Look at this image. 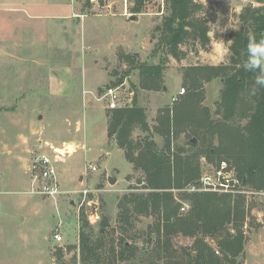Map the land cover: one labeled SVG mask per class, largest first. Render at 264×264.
<instances>
[{
    "label": "rangeland",
    "instance_id": "1",
    "mask_svg": "<svg viewBox=\"0 0 264 264\" xmlns=\"http://www.w3.org/2000/svg\"><path fill=\"white\" fill-rule=\"evenodd\" d=\"M195 1L203 5L198 17L217 30L216 39L203 43L189 38L178 46L179 57L175 58L160 44L159 27L170 13L166 0H144L139 13L132 12L136 0H74L79 16L75 24L83 21L86 43L82 31L75 37L70 30L42 20L32 26L21 24L20 12L7 6H27L32 0H0V264H169V253L177 255L184 247L193 248L190 236L178 233L169 238L163 231L157 233L159 219L152 211H129L128 219H122L125 207H130L127 197L147 195L150 189L140 182L145 179L144 172L127 160L125 149L109 137L108 127L105 131L110 109L103 92L107 87H120L123 96L134 91L135 105L146 111L150 130L137 126L133 138L141 141L152 137L163 147L162 117L169 112L173 117L191 102L185 70L196 65L229 64L231 33L242 26L240 14L247 6L264 5V0ZM65 4L70 10L71 0ZM134 15L137 18L131 21ZM161 62L165 65V88H141L140 68L136 66ZM63 65L73 70L74 89L69 97L56 98L50 94L48 78L54 67ZM223 82L221 77L203 80L195 91L200 112L208 108L215 120L222 118L218 103ZM85 86L91 90L87 96L82 95V89L86 94ZM240 122L245 124L247 119ZM173 136L172 152L183 148L186 154L195 138L193 128L184 124L172 127ZM28 137L30 145L23 163L13 158L8 161L6 144L25 139L22 144L26 146ZM196 140L195 144L201 145L202 140ZM65 147L70 153L57 164L62 194L51 198L32 193L36 156L53 155V148ZM199 164L201 174L207 171L218 178L222 190L214 192L245 196L244 233L247 235L248 225L259 230V221H264V190L243 185L228 160L217 166L202 155ZM90 165L97 170H91ZM224 175L230 178L225 185ZM192 185L170 189L181 206L190 205L181 192H197L190 189ZM179 213L186 211L180 208ZM105 220L109 221L107 227L102 225ZM57 231L63 236L60 242L54 238ZM83 232L99 261L93 257L82 260ZM158 239L169 240V250ZM206 240L220 254L217 238L206 236ZM125 244L129 248L121 259ZM242 263L240 255L235 264Z\"/></svg>",
    "mask_w": 264,
    "mask_h": 264
},
{
    "label": "trees",
    "instance_id": "2",
    "mask_svg": "<svg viewBox=\"0 0 264 264\" xmlns=\"http://www.w3.org/2000/svg\"><path fill=\"white\" fill-rule=\"evenodd\" d=\"M166 2L170 13L164 17L159 29L160 44L166 46L169 54L178 58V46L189 38L209 42L207 33L210 27L197 15L203 7L201 3L195 0ZM143 5L144 0H136L132 12H141ZM240 19L242 26L231 33L232 43L229 48L232 55L229 64L196 65L185 70V83L192 91L187 96L191 102L173 113V117L170 112L162 117L164 129L161 134L165 139L163 147H159L152 137H145L141 141L133 138L137 126L144 131L150 130L146 111L135 105V97L132 106L110 109L109 137L125 149L127 160L144 172L145 179L140 182L150 189L147 195L132 194L127 197L130 207H125L122 219H128L129 211L147 214L152 211L159 219L157 233L163 231L169 238L178 233L194 238L191 250L184 247L177 255L169 253V264H235L245 249L246 234L242 229L246 222L243 221L246 215L244 195L232 196L214 191L181 192L182 198L190 202V209L185 214L179 213L181 203L174 199L170 189H183L200 179L199 160L202 155L217 166H221L224 159L228 160L243 185H248L254 191L264 190V88L255 85V73L243 68L247 58L248 35H255L257 40L264 38V5L245 7ZM164 66V62L137 65L140 68V87L163 90ZM217 77L224 79V86L218 103L222 118L215 120L211 118L208 108L200 112L195 91L201 87L203 80L210 81ZM253 88H256L255 95L251 94ZM242 119H247V122L241 124ZM182 124L192 127L195 138L202 140L201 145L190 142L191 147L186 150V154L182 153L183 148L172 152V127ZM216 139L218 144H215ZM102 225L107 227L109 221H103ZM206 236L217 238L220 254L208 243ZM123 241L120 240L121 243ZM158 241L167 250L171 247L169 240ZM89 244L90 240L83 232L82 260L93 257L99 261L96 250ZM124 247L126 249L121 251V259L126 257L125 250L129 248L126 244Z\"/></svg>",
    "mask_w": 264,
    "mask_h": 264
},
{
    "label": "crops",
    "instance_id": "3",
    "mask_svg": "<svg viewBox=\"0 0 264 264\" xmlns=\"http://www.w3.org/2000/svg\"><path fill=\"white\" fill-rule=\"evenodd\" d=\"M66 2L67 0H32V2L28 3L27 6H13L9 4L7 6L8 9L13 10L12 12H20L19 16L22 18L21 24L24 25L29 24V26L31 24L32 26L36 22H40L42 20L43 22H46L48 25L53 24L55 26L56 25L59 26L60 28H62L63 31L70 30L75 37L78 36V33L80 31H82L83 40L85 42L87 34L83 30V21H81L80 19V22H77V24H75L76 20L78 19L77 17H79L77 16L78 12L75 7V2L74 0H71L70 10L66 9V7L68 6L65 4ZM40 11L42 12L40 13ZM25 18L30 20V22ZM136 18H133L132 16L131 21L136 20ZM45 19H49V21H45ZM53 29H57V28H53ZM57 31L59 34L60 32H62L59 29H57ZM72 74H73V70L70 65L54 67L50 71L48 78V86H49L50 94L56 98L69 97L74 89ZM89 89H87V87L85 86L84 92L85 93L87 91L91 92V90ZM82 95L87 96V93L86 94L83 93V89H82ZM107 127L108 124L105 128V131H107ZM23 137L25 138V136ZM29 138L30 137L26 139L28 140L26 146H23L24 144L23 142L25 141V139H22L21 143L15 142L12 144H6L7 154L10 155L8 161L13 158L20 161V163L21 162L23 163V160L25 158L23 154H25L27 148L29 149V145H30ZM37 145L38 147L41 146L39 142ZM14 180L18 181V179H14ZM259 222H261V224L258 223V226L260 227L259 230H256L257 228L256 226L254 227L252 225H248L247 223V225L249 226V231H247L248 233L246 235L245 249L243 252L244 264H264V221H259Z\"/></svg>",
    "mask_w": 264,
    "mask_h": 264
},
{
    "label": "built area",
    "instance_id": "4",
    "mask_svg": "<svg viewBox=\"0 0 264 264\" xmlns=\"http://www.w3.org/2000/svg\"><path fill=\"white\" fill-rule=\"evenodd\" d=\"M119 88L120 87H107L103 92V96L107 100V107L109 109L130 106L134 101V91H130L127 96H123ZM183 92H185L184 88ZM176 99H178V97H176L175 100ZM63 150L59 148H53V155L47 153H40L36 156L33 164L34 174L31 190L32 193L36 192L42 195H47L51 198H57L60 194H62L63 190L61 187V182L59 180L57 164L63 160L62 157L65 153H70L68 147H65ZM89 168L93 171L97 170V167L93 165H90ZM224 178V185L226 181L230 182V178L228 177V175H224ZM190 189L192 191L222 190L218 178L212 176L207 171H205L204 173L202 171L200 179L197 183L193 184ZM189 207V204L184 203L181 206V210L185 212L189 209ZM54 238L58 242L63 240V236L59 231L54 234Z\"/></svg>",
    "mask_w": 264,
    "mask_h": 264
},
{
    "label": "clouds",
    "instance_id": "5",
    "mask_svg": "<svg viewBox=\"0 0 264 264\" xmlns=\"http://www.w3.org/2000/svg\"><path fill=\"white\" fill-rule=\"evenodd\" d=\"M217 30H209V39H216ZM247 58L243 63V68L247 72L255 73L254 83L259 88H264V38L257 40L255 35L249 34L247 37ZM251 94H256V88L251 90Z\"/></svg>",
    "mask_w": 264,
    "mask_h": 264
},
{
    "label": "water",
    "instance_id": "6",
    "mask_svg": "<svg viewBox=\"0 0 264 264\" xmlns=\"http://www.w3.org/2000/svg\"><path fill=\"white\" fill-rule=\"evenodd\" d=\"M133 18H136V16L134 15V16H133ZM196 141H197V140H196V138H193V139H192V143H194V144H195V143H196Z\"/></svg>",
    "mask_w": 264,
    "mask_h": 264
}]
</instances>
